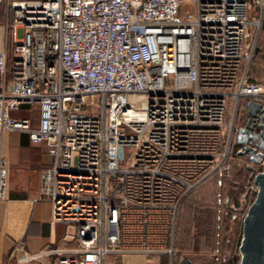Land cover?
I'll use <instances>...</instances> for the list:
<instances>
[{
  "label": "built area",
  "instance_id": "1",
  "mask_svg": "<svg viewBox=\"0 0 264 264\" xmlns=\"http://www.w3.org/2000/svg\"><path fill=\"white\" fill-rule=\"evenodd\" d=\"M179 1L11 3L9 63L0 50V200L2 137L19 131L52 158L33 199L47 200L52 222L71 224L78 243L73 254L45 246L18 261L169 253L180 200L226 167L227 104L264 103V81L246 74L264 0H191L183 12ZM32 105L35 124L10 114Z\"/></svg>",
  "mask_w": 264,
  "mask_h": 264
},
{
  "label": "rangeland",
  "instance_id": "2",
  "mask_svg": "<svg viewBox=\"0 0 264 264\" xmlns=\"http://www.w3.org/2000/svg\"><path fill=\"white\" fill-rule=\"evenodd\" d=\"M179 4L181 12L192 9L191 0H180ZM246 74L250 79L264 81V24L255 39ZM244 102L245 99L242 98L238 100L235 108L231 102L226 106V120H232L230 144L225 159L226 167L220 171V174L216 172L208 174L196 188L180 200L173 226L170 252H154L148 256H144L139 251L130 252L139 253L145 258L163 264H180V262L236 264L241 219L256 190L253 182L247 178L249 170L246 166L251 165L254 172L264 166V144L258 146L255 134H243L239 130L245 120ZM10 114L27 116L32 123H35L37 106L32 105L29 110L10 111ZM246 135L250 137L247 138ZM23 138L24 134L19 131H8L2 140L3 151L9 160L7 197L10 195L9 192L17 197L30 196V191L39 183L40 168L50 163L52 159L45 153L41 144L26 142L21 146L20 142ZM242 145L255 148L258 154H251L249 150L242 152ZM251 156L252 160H250ZM10 187L12 191H8ZM18 243L21 247L20 242ZM47 248L51 246L48 245ZM13 262L17 264L14 260Z\"/></svg>",
  "mask_w": 264,
  "mask_h": 264
},
{
  "label": "crops",
  "instance_id": "3",
  "mask_svg": "<svg viewBox=\"0 0 264 264\" xmlns=\"http://www.w3.org/2000/svg\"><path fill=\"white\" fill-rule=\"evenodd\" d=\"M17 1L22 0H2L0 3V50H4L7 63L10 61L12 48L10 41L6 38L7 29L5 23L6 19H8V22L11 21V3ZM9 76V70H7L6 78H9ZM5 134L6 132L3 134L2 140ZM43 148L45 150L44 146ZM45 153H47L46 150ZM51 162L40 168L38 173L39 183L36 188L30 191V196L17 197L14 193L9 192L10 195L7 197L6 187V197L0 200V264H14L13 260L15 263L20 264L17 259L23 251L37 253L48 245L55 249L57 253L64 255L73 254V250L77 247L78 243L73 226L65 222H52L50 203L47 200L33 199L40 188L41 171ZM8 191H12V187ZM18 242H20L21 247L17 245L19 244ZM40 259L41 262L40 260H29L25 264H48L55 260V254H48ZM11 260L12 262H10ZM103 264L159 263L136 252H121L116 255H106L103 259Z\"/></svg>",
  "mask_w": 264,
  "mask_h": 264
},
{
  "label": "water",
  "instance_id": "4",
  "mask_svg": "<svg viewBox=\"0 0 264 264\" xmlns=\"http://www.w3.org/2000/svg\"><path fill=\"white\" fill-rule=\"evenodd\" d=\"M245 120L239 129L246 133L247 123L251 121L256 127L255 137L260 146L264 144V103L247 99L244 102ZM249 138V135H246ZM258 154L255 148L243 146V151ZM252 156L250 160H252ZM247 176L256 187L252 200L248 203L241 219L240 239L237 246L238 259L236 264H264V166L259 171H253L251 165ZM180 264H190L183 263Z\"/></svg>",
  "mask_w": 264,
  "mask_h": 264
},
{
  "label": "flooded vegetation",
  "instance_id": "5",
  "mask_svg": "<svg viewBox=\"0 0 264 264\" xmlns=\"http://www.w3.org/2000/svg\"><path fill=\"white\" fill-rule=\"evenodd\" d=\"M255 132H256V127L254 125H252L251 121H248L246 133L250 135V134H255ZM242 146H245V145H242ZM241 151L242 150H240V152Z\"/></svg>",
  "mask_w": 264,
  "mask_h": 264
},
{
  "label": "trees",
  "instance_id": "6",
  "mask_svg": "<svg viewBox=\"0 0 264 264\" xmlns=\"http://www.w3.org/2000/svg\"><path fill=\"white\" fill-rule=\"evenodd\" d=\"M24 134V133H23ZM26 142H29L28 141V138H27V135L26 134H24V138H23V140L20 142L21 143V146L24 144V143H26ZM30 143V142H29ZM159 264H163V263H159Z\"/></svg>",
  "mask_w": 264,
  "mask_h": 264
}]
</instances>
